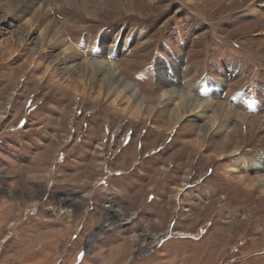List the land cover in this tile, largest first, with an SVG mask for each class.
I'll use <instances>...</instances> for the list:
<instances>
[{
  "label": "rangeland",
  "instance_id": "374dc122",
  "mask_svg": "<svg viewBox=\"0 0 264 264\" xmlns=\"http://www.w3.org/2000/svg\"><path fill=\"white\" fill-rule=\"evenodd\" d=\"M73 3L45 12L140 96L30 53L41 28L0 0V264H264V0ZM173 86L249 122L175 123Z\"/></svg>",
  "mask_w": 264,
  "mask_h": 264
},
{
  "label": "bare ground",
  "instance_id": "6f19581e",
  "mask_svg": "<svg viewBox=\"0 0 264 264\" xmlns=\"http://www.w3.org/2000/svg\"><path fill=\"white\" fill-rule=\"evenodd\" d=\"M58 1L60 0H8L10 13L11 11H14V10L29 12L30 13L29 22L31 24V27L33 28V31H35V29H38V27L41 28L39 37H40V43L42 44V46L40 47L38 51L35 52L31 50L30 53H50L48 50V47L50 48L56 45H61L62 56L58 60L59 61L58 63L59 65L60 64L61 65L64 64V66L66 65L65 68L69 70L71 74L78 73L76 65L73 63L76 60V58L79 55H81L83 57L82 65L85 66L86 69H92L93 73H99V72L105 73L107 85H114L115 89H118L120 92H123L124 94H130L131 97L135 99H139V96H140L138 94L139 90L136 89L132 85V83L122 78V76L118 73L119 72L118 67L115 62H112L106 59V56H104L105 54L104 55L102 54L103 56L101 57L94 56L95 58L94 57L92 58L91 56L89 58L88 56L83 55L75 47V45L69 40V38L65 34L63 27L59 25L58 20H56L54 17H51V14L49 13V11L45 12V9L48 8V5L59 7ZM62 1H64L65 4H70V5L74 4L73 0H62ZM251 7H253V4H251V6L248 8L249 9L247 11L248 13L254 12V10ZM25 30H28V29H25ZM27 34H29V32H27ZM10 37L12 39V36ZM12 41L16 45L15 38ZM25 45L23 46V49H26ZM10 53H20V51L19 50L13 51L11 49ZM40 65L41 64L39 62H37L36 60H33L31 62L30 68L39 67ZM67 65H71V66H67ZM92 79L94 80L95 78H92ZM92 79H89V81H91ZM213 83H214L215 88L219 87L218 83H215V82ZM162 84H168V80H166L165 83H162ZM144 98L146 97L143 96L140 99L144 100ZM159 98L162 101L163 105H168V104L173 103V107H171L170 114H172L171 116H173L174 121H176L175 123H178L179 121H181L184 118L185 114L196 113L201 116L209 108L213 109L212 113L208 115L209 118L207 120V125L206 124L201 125V128H207L208 133L211 130H217L219 128L228 129L229 131L227 133H229L230 131L233 133L234 131H237L238 129L236 130V127L231 128L227 123L221 125V121L225 117L230 118L232 116H235L238 124H242V125L248 123L249 118H250V116H248L247 114L231 109L225 106L221 102L220 104H215L216 101L214 100L212 101H206V100H201V99L199 100L196 97L192 96L191 93L186 92L184 90H180L179 88L175 86H173L172 88L163 87L159 95ZM258 105L263 106V102H260ZM174 121L172 120L173 123ZM238 126L239 125H237V127ZM202 135H206V134H202ZM260 161L261 162L258 163V165H262V164L264 165V163H262V161L264 162V158L263 159L260 158ZM106 207H109V206L106 205ZM160 241L161 239L157 238V243H160Z\"/></svg>",
  "mask_w": 264,
  "mask_h": 264
}]
</instances>
